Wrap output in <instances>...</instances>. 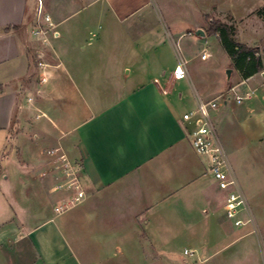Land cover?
<instances>
[{"label":"crops","instance_id":"0c3cea01","mask_svg":"<svg viewBox=\"0 0 264 264\" xmlns=\"http://www.w3.org/2000/svg\"><path fill=\"white\" fill-rule=\"evenodd\" d=\"M100 1L85 7L78 0H53V8H45L54 25L48 37L52 60L38 66L36 76L28 38L36 1L0 0V129L9 130L19 102L20 128L13 139L24 162L25 171L18 174L22 202L32 206L21 216L25 222L14 223L11 217L0 228V264H151L155 256L150 252L167 250L162 236L194 240L192 248L183 246L181 263L169 258V264H191L189 258L206 264L246 234L231 235L233 229L226 227L229 186L216 181L208 158L193 151L182 116L195 109L198 99L228 95L210 114L228 135L221 144L247 201L237 176L248 175L257 156L252 148L264 141V58L261 72L243 78L233 67L227 81L216 71L217 56L230 60L218 39H198V55L186 45L181 53L173 50L175 43L193 42L182 39L183 33L166 39L170 45L163 52L154 50L163 41L158 39H100L97 43L112 48L93 50L86 39L88 14L76 18L85 8L117 27L141 8L140 0ZM142 43L151 51H138ZM179 62L184 78L175 79ZM247 94L241 103L234 101ZM227 127L229 134L239 131L250 149L232 145ZM55 148L78 168L85 193L63 213L54 207L66 193L52 190L61 175L46 153ZM47 170V176L40 175ZM201 237L211 256H184L183 250H195ZM221 241L227 244L217 247ZM232 246L226 264L255 250ZM29 254L33 259L27 262Z\"/></svg>","mask_w":264,"mask_h":264},{"label":"rangeland","instance_id":"374dc122","mask_svg":"<svg viewBox=\"0 0 264 264\" xmlns=\"http://www.w3.org/2000/svg\"><path fill=\"white\" fill-rule=\"evenodd\" d=\"M92 0H78L81 6H85ZM105 1V0H103ZM100 0H93L89 6H96L100 4ZM141 8L132 17L125 18L122 21L121 26H113L112 19L101 18L96 14H93V9L88 6L85 8V12L76 18H83L88 14L86 21L89 24V29L86 32V39L91 42L92 49L110 50L112 44L102 43L99 44L100 39H158L167 41L166 39H177V35L185 34L182 39H190L192 43L186 40L182 43L178 42L172 45L173 50L177 53H181V46L186 45V49L190 54H199L200 45L198 39H217L214 35H207L208 21L210 19H224L227 23H231L235 28V39L243 42L250 47L258 46L259 53L264 58V0H140ZM45 4V5H44ZM45 8L51 10L53 8V0H45ZM58 6L55 5V7ZM86 7V6H85ZM46 12V11H45ZM109 16H111L109 14ZM209 18H205V17ZM75 19V18H74ZM34 22L29 27L28 38L32 41L29 44L31 50L34 53L35 63H46L52 60L50 43H43L42 38H37L32 35L31 30L34 28ZM200 26V27H196ZM196 29H202L205 33L204 37L195 35ZM53 31V30H52ZM164 31H168L169 35ZM50 34V33H49ZM51 37V34L49 35ZM157 43L158 45L154 49L157 52H163L165 47H168L169 42L166 45ZM195 41V42H194ZM98 44V45H97ZM151 45H145V43L139 46L138 51H151ZM207 51H210L208 46H205ZM168 51V50H167ZM218 67L217 72L224 77L225 71L232 68L233 65L230 60H227L226 56L220 58L217 56ZM38 65L34 66V73L37 76ZM13 123L10 125L9 130L5 131L0 129V228L5 227L11 222L9 220L14 217L18 223L25 222L22 219L23 214L30 213L32 206H28L22 202L23 188L20 186L18 174L24 170V162L19 152H16V143L14 142V136L20 128L19 121L21 120L19 102L16 107L13 108ZM214 127L217 129V133L223 145L227 140V136L223 133L222 126L220 127V119L214 121ZM222 128V134L220 130ZM226 133L229 134L228 127L225 128ZM28 131V128L26 129ZM225 135V138H224ZM232 145L237 144L239 147L250 149L249 144L245 141L243 135L238 131L234 134H229ZM252 151L257 156L253 157V165L248 170V175L242 174V178L239 179L242 190L247 198V206L249 212L253 218V223H247L243 226L232 227L231 222H226V227L233 229L231 235L246 234L242 241L236 240L228 247H223L221 251L216 253L215 256L210 257L206 264H226L225 259L230 261V256L234 253L233 244H246L255 247L254 251H246L242 254V259H233L229 264H264V141H261L258 146L252 148ZM49 174L50 171H42V173ZM44 177V176H43ZM237 218L246 220V215L243 211L237 215ZM235 235V236H236ZM163 240H167V245L164 249L167 250L150 252V255H154L155 262L151 264H169V258L178 260L181 263L182 248H192L190 243L194 242L193 237L185 236H162ZM202 242L196 248L194 257L197 255L211 256V253L207 251V242L205 237H201ZM201 238L199 240H201ZM233 239L230 236L227 241H221L217 243V247L225 246ZM227 242V243H226ZM190 244V245H188ZM194 244V243H193ZM168 248L173 250L170 252ZM250 250V248H249ZM245 256V257H244ZM33 258L29 254L24 260L29 262ZM194 258H189L191 264ZM23 260V261H24Z\"/></svg>","mask_w":264,"mask_h":264},{"label":"built area","instance_id":"2783aa9c","mask_svg":"<svg viewBox=\"0 0 264 264\" xmlns=\"http://www.w3.org/2000/svg\"><path fill=\"white\" fill-rule=\"evenodd\" d=\"M36 1V12L34 20V28L31 30L32 35L37 38H42L43 43H48V37L54 35L53 23L50 15L44 11L43 0ZM53 30V31H52ZM50 33V34H49ZM206 53L201 55V59L206 58ZM38 66H43V63H38ZM183 63L179 62L173 71L175 79L184 78ZM42 81L44 78L41 79ZM252 94V92H250ZM246 96L236 95L234 101L241 103ZM229 99L228 95L223 93L217 98L210 101L197 100L194 110L183 114V121L190 126L189 141L193 151L200 156L207 157L210 165V173L212 177L220 182L222 186L227 183L229 186L228 192L224 199V212L226 218L234 227L243 226L247 223L252 224L253 218L249 212L247 201L234 177L231 167L228 163L227 156L214 127L211 112L215 111L219 104L226 102ZM54 157L52 169L59 171L61 175L60 181L52 187L55 192H65L66 196L62 198L58 205L54 207L57 213H63L68 209L79 204L85 197L84 190L78 177V168L73 165L67 155L60 149L55 148L46 152ZM47 173H42L45 176ZM243 211L246 215V220L237 218V215ZM194 250L184 249L183 255L193 257Z\"/></svg>","mask_w":264,"mask_h":264},{"label":"trees","instance_id":"16d2710c","mask_svg":"<svg viewBox=\"0 0 264 264\" xmlns=\"http://www.w3.org/2000/svg\"><path fill=\"white\" fill-rule=\"evenodd\" d=\"M205 18L209 17L206 16ZM207 24V35H216L233 67L239 71L243 78H248L263 70L258 46L250 47L237 42L235 40V28L231 23H227L224 19H210ZM30 53L34 52L30 50ZM33 56L32 54L31 65L34 68L37 63L34 62Z\"/></svg>","mask_w":264,"mask_h":264},{"label":"water","instance_id":"95a60500","mask_svg":"<svg viewBox=\"0 0 264 264\" xmlns=\"http://www.w3.org/2000/svg\"><path fill=\"white\" fill-rule=\"evenodd\" d=\"M195 35H196V36H199V37H204V36H205L204 31H203L202 29H196V30H195ZM231 72H232L231 69H227V70L225 71V77H226V80H227V81L230 80Z\"/></svg>","mask_w":264,"mask_h":264}]
</instances>
